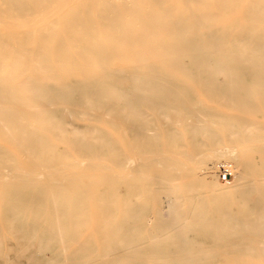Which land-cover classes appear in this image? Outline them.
Segmentation results:
<instances>
[{"label":"bare ground","instance_id":"6f19581e","mask_svg":"<svg viewBox=\"0 0 264 264\" xmlns=\"http://www.w3.org/2000/svg\"><path fill=\"white\" fill-rule=\"evenodd\" d=\"M0 264H264V0H0Z\"/></svg>","mask_w":264,"mask_h":264}]
</instances>
